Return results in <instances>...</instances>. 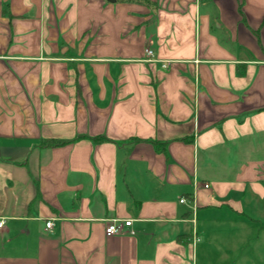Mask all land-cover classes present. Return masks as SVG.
<instances>
[{"label":"crops","instance_id":"1","mask_svg":"<svg viewBox=\"0 0 264 264\" xmlns=\"http://www.w3.org/2000/svg\"><path fill=\"white\" fill-rule=\"evenodd\" d=\"M1 220L0 264H264V0H0Z\"/></svg>","mask_w":264,"mask_h":264},{"label":"built area","instance_id":"2","mask_svg":"<svg viewBox=\"0 0 264 264\" xmlns=\"http://www.w3.org/2000/svg\"><path fill=\"white\" fill-rule=\"evenodd\" d=\"M146 54L151 57L153 55L152 50H146ZM206 188H209L208 185H205ZM187 202V199L185 197L180 199V203L184 204ZM4 221H0V229L3 227ZM53 225L52 221H49L46 223L47 228H51ZM132 225V220H126L121 221L118 219L110 220L106 226V235L112 236V235H121L124 233L126 227H130Z\"/></svg>","mask_w":264,"mask_h":264},{"label":"trees","instance_id":"3","mask_svg":"<svg viewBox=\"0 0 264 264\" xmlns=\"http://www.w3.org/2000/svg\"><path fill=\"white\" fill-rule=\"evenodd\" d=\"M126 1L132 2L134 0H126ZM139 1H142V0H139ZM100 139H96V140H100ZM62 143H63V141H56V142L52 141V142H48L46 145H48V146H55V145L62 144Z\"/></svg>","mask_w":264,"mask_h":264},{"label":"water","instance_id":"4","mask_svg":"<svg viewBox=\"0 0 264 264\" xmlns=\"http://www.w3.org/2000/svg\"><path fill=\"white\" fill-rule=\"evenodd\" d=\"M114 1V0H113Z\"/></svg>","mask_w":264,"mask_h":264}]
</instances>
